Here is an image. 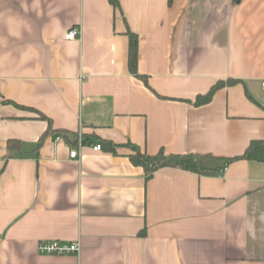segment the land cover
Listing matches in <instances>:
<instances>
[{
  "label": "crops",
  "instance_id": "crops-1",
  "mask_svg": "<svg viewBox=\"0 0 264 264\" xmlns=\"http://www.w3.org/2000/svg\"><path fill=\"white\" fill-rule=\"evenodd\" d=\"M117 3L0 0V264H264V162L146 179L128 157H231L264 138V0ZM79 130L114 149L69 158ZM41 240L81 248L40 254Z\"/></svg>",
  "mask_w": 264,
  "mask_h": 264
},
{
  "label": "trees",
  "instance_id": "trees-1",
  "mask_svg": "<svg viewBox=\"0 0 264 264\" xmlns=\"http://www.w3.org/2000/svg\"><path fill=\"white\" fill-rule=\"evenodd\" d=\"M112 5H118L117 0H109ZM128 45V69L136 76L145 79V76L139 74L136 70L137 59V39L136 34L127 31ZM237 79L228 78L226 80H217L203 94H198L193 103L201 105L208 103L216 90L236 83ZM106 149L113 150V146L109 142H102ZM132 152L128 154L129 159L133 164L142 166L145 178H149L157 169L162 167L180 168L191 171L199 175H219L228 166L229 163L238 159L255 160L264 162V138L251 139L244 151L231 157H220L210 153H165L162 149L154 154H149L139 147L129 144ZM8 149L19 150V145L16 140L9 139L7 141Z\"/></svg>",
  "mask_w": 264,
  "mask_h": 264
},
{
  "label": "built area",
  "instance_id": "built-area-1",
  "mask_svg": "<svg viewBox=\"0 0 264 264\" xmlns=\"http://www.w3.org/2000/svg\"><path fill=\"white\" fill-rule=\"evenodd\" d=\"M80 30L78 28H72L66 32L64 38L67 40L75 39L79 36ZM264 85V82H262ZM76 145L69 150V158L78 159L80 156V150L85 146L91 147L93 150H102V144L100 142L95 144L86 143L83 139L82 132L79 130L75 135ZM56 140H60L57 136ZM80 244L78 241L62 242L58 240H41L37 243V250L40 254H55L63 255L69 253H79Z\"/></svg>",
  "mask_w": 264,
  "mask_h": 264
}]
</instances>
